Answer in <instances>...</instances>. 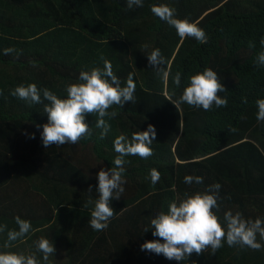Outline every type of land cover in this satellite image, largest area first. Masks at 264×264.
<instances>
[{
    "label": "trees",
    "instance_id": "16d2710c",
    "mask_svg": "<svg viewBox=\"0 0 264 264\" xmlns=\"http://www.w3.org/2000/svg\"><path fill=\"white\" fill-rule=\"evenodd\" d=\"M161 4L196 23L207 43L182 40L152 13L151 7ZM262 39L264 0H143V7L131 10L127 0H0V253L34 254L39 264H264L259 235L258 251L225 241L215 254L209 248L185 261L141 250L146 241L159 239L151 220L167 212L170 202L215 183L221 188L214 211L222 224L227 211L246 220L264 219V122L257 120L256 104L264 99V65L258 63ZM157 48L167 81L149 65L147 54ZM6 49L12 51L5 54ZM105 60L121 86L133 74L135 102L109 109L117 115L104 118L111 126L104 139L98 116L87 115L90 137L45 148L44 105L11 92L35 83L67 98L66 88L81 82L80 72L103 70ZM209 68L225 88L219 95L227 106L205 111L184 103L179 112L171 101L179 99L193 75ZM149 124L156 129L154 154L124 157L125 191L110 201L115 214L108 227L93 230L97 174L115 166V139L123 135L130 141ZM152 169L161 177L155 185ZM188 175L202 177L203 183L186 184ZM17 217L30 222L31 230L5 247L8 232L19 231ZM41 238L56 249L48 261L36 247Z\"/></svg>",
    "mask_w": 264,
    "mask_h": 264
},
{
    "label": "clouds",
    "instance_id": "9594fccd",
    "mask_svg": "<svg viewBox=\"0 0 264 264\" xmlns=\"http://www.w3.org/2000/svg\"><path fill=\"white\" fill-rule=\"evenodd\" d=\"M128 9L143 7V0H127ZM152 13L159 19L174 27L178 36L183 40L187 37L195 38L201 44L207 43L208 37L203 29L196 23L176 17L174 8L166 4L153 5ZM264 44V39L261 41ZM252 46V45H250ZM12 49H6L5 54ZM149 65L167 81L169 72L165 65V58L160 49H155L147 54ZM103 59V58H102ZM258 63L264 65V52L258 56ZM79 83H73L66 88L67 98L61 99L47 88L40 89L35 83L17 86L12 92L13 97L26 101L29 104H43L44 113L47 114L48 122L42 128L41 138L43 146L49 148L52 145L62 146L65 144H78L82 138L90 137L92 130L86 123L87 115H97L96 127L102 129L100 138L104 139L110 130V125L104 119L106 116L115 118V111L109 109L115 105L123 108L129 101L135 102L134 93L136 84L133 74L129 73L126 86H121L120 79L113 73L110 61H104L103 70L94 68L90 72L82 71L78 77ZM181 74L177 73L174 82L179 86ZM225 91L223 84L218 79L217 73L212 69L193 75L179 99L171 101L180 112L181 104L211 110L227 106V98H222L219 93ZM42 93V95H41ZM47 101V103H44ZM245 102H247L245 100ZM258 107L257 120L264 122V99L256 101ZM39 128L40 126L37 125ZM31 138H35L33 133ZM156 139V129L149 124L146 131L133 133L131 140L121 135L114 141L115 152L118 153L114 160V167L101 169L98 174V200L95 201L91 211L89 226L95 231H103L114 216V209L110 205L113 199L119 200L125 189L123 178L124 157L138 155L147 159L154 154L150 145ZM151 182L155 185L160 180V172L152 169L150 172ZM186 184L203 183L199 176H185ZM221 185L215 183L209 185L203 193L197 192L187 195L183 200H173L168 206L167 212H160L151 220L154 229L153 236L159 239L146 241L141 245L142 251H148L157 255H163L168 260L185 261L193 253L200 255L209 248L212 254L223 247L226 241L228 246L248 247L252 250H260L261 243L257 241V235L264 239V219L246 220L241 213L233 214L227 211L224 214V223L214 211L219 208L218 194ZM92 191L91 187L88 190ZM92 201L86 202L83 207H88ZM19 231H9L8 241L5 247L10 246L11 241L26 235L31 230L28 221L17 217ZM226 225V227H225ZM149 231L145 229V232ZM163 241V242H161ZM38 251L43 253V260L56 251L55 246L46 238L36 242ZM0 264H39L35 255L25 256L14 252L0 253Z\"/></svg>",
    "mask_w": 264,
    "mask_h": 264
}]
</instances>
